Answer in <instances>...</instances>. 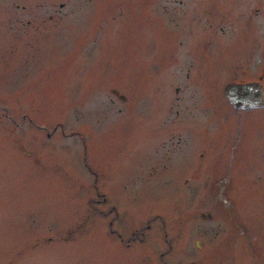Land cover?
Segmentation results:
<instances>
[{"label":"rangeland","instance_id":"1","mask_svg":"<svg viewBox=\"0 0 264 264\" xmlns=\"http://www.w3.org/2000/svg\"><path fill=\"white\" fill-rule=\"evenodd\" d=\"M0 264H264V0H0Z\"/></svg>","mask_w":264,"mask_h":264},{"label":"flooded vegetation","instance_id":"2","mask_svg":"<svg viewBox=\"0 0 264 264\" xmlns=\"http://www.w3.org/2000/svg\"><path fill=\"white\" fill-rule=\"evenodd\" d=\"M249 94V92L248 91H243V92H241L240 94H239V96L241 97H243V99H247V96H245V95H248ZM250 103L252 102V100H250L249 101ZM237 107H239V104H237ZM11 118V117H10ZM101 194V193H100ZM103 201H105V197L103 196ZM112 222V220L110 221V223ZM117 234H119V233H117ZM143 234V233H142ZM132 238H130V239H128V241H130V240H135L136 239V236L134 235V233H132ZM119 236H121V234H119ZM121 238V237H120ZM129 243H127V245H128Z\"/></svg>","mask_w":264,"mask_h":264},{"label":"water","instance_id":"3","mask_svg":"<svg viewBox=\"0 0 264 264\" xmlns=\"http://www.w3.org/2000/svg\"><path fill=\"white\" fill-rule=\"evenodd\" d=\"M121 98H123L124 99V97L122 96ZM207 216L208 217H211V215L210 214H207ZM202 217H205V214H202Z\"/></svg>","mask_w":264,"mask_h":264}]
</instances>
